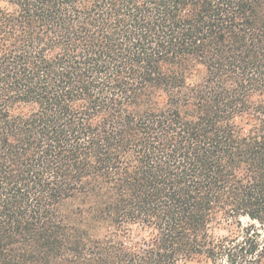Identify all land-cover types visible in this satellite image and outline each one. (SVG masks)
<instances>
[{
  "label": "trees",
  "instance_id": "obj_1",
  "mask_svg": "<svg viewBox=\"0 0 264 264\" xmlns=\"http://www.w3.org/2000/svg\"><path fill=\"white\" fill-rule=\"evenodd\" d=\"M264 264V0H0V264Z\"/></svg>",
  "mask_w": 264,
  "mask_h": 264
},
{
  "label": "rangeland",
  "instance_id": "obj_2",
  "mask_svg": "<svg viewBox=\"0 0 264 264\" xmlns=\"http://www.w3.org/2000/svg\"><path fill=\"white\" fill-rule=\"evenodd\" d=\"M188 264H207V263L204 260L195 259V260L190 261Z\"/></svg>",
  "mask_w": 264,
  "mask_h": 264
}]
</instances>
